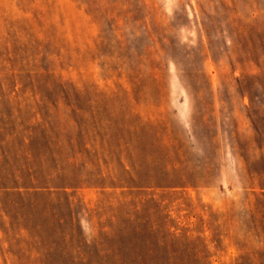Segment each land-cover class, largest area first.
Listing matches in <instances>:
<instances>
[{"label":"rangeland","instance_id":"1","mask_svg":"<svg viewBox=\"0 0 264 264\" xmlns=\"http://www.w3.org/2000/svg\"><path fill=\"white\" fill-rule=\"evenodd\" d=\"M0 264H264V0H0Z\"/></svg>","mask_w":264,"mask_h":264}]
</instances>
